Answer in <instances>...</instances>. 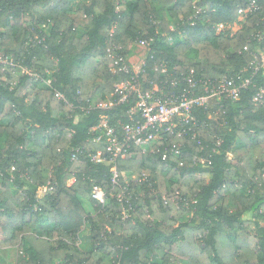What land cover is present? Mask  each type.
<instances>
[{
	"label": "trees",
	"instance_id": "1",
	"mask_svg": "<svg viewBox=\"0 0 264 264\" xmlns=\"http://www.w3.org/2000/svg\"><path fill=\"white\" fill-rule=\"evenodd\" d=\"M251 1L0 0V59L15 66L0 65V248L20 251L15 264H264V103L252 102L256 87L223 101L216 116L199 110L201 143L180 141L178 159L132 149L111 161L91 130L103 119L119 133L128 123V102L90 108L112 101L127 78L112 72L113 48L128 56L127 44L151 42L144 87L162 78L154 72L161 64L173 77L247 76L251 52L264 47V10L232 36L216 29L237 22ZM98 150L105 159L90 162ZM134 174L145 180L128 187ZM94 186L104 204L91 198ZM85 227L89 251L78 246Z\"/></svg>",
	"mask_w": 264,
	"mask_h": 264
},
{
	"label": "built area",
	"instance_id": "2",
	"mask_svg": "<svg viewBox=\"0 0 264 264\" xmlns=\"http://www.w3.org/2000/svg\"><path fill=\"white\" fill-rule=\"evenodd\" d=\"M264 10V4L258 5L253 0L245 9L238 10L237 22L245 21L246 17L252 13ZM242 23V24H243ZM46 28L45 26H43ZM150 41H136L137 47H149ZM117 49H112L110 55L113 59V70L115 73H122L127 78L114 86V96L112 101L93 103L90 108H110L128 102L130 108L127 111L128 123L121 125L120 133L110 126L106 119H103L91 130L98 133L93 140L94 143L102 145L110 160L124 158L132 149H137L142 154L149 151L161 154L163 159H178L182 155L183 147L180 141L194 142L200 145L201 133L206 126L198 120V111L208 112L209 118L218 115L223 108V101H237L242 90L253 86L256 89L252 97L253 103H264V84L257 87L254 79L260 75L264 77V47H257L251 52V60L245 73H237L231 77L221 76L217 79L196 78L193 71L188 74L180 73L173 77L167 65L161 64L154 69L156 74L162 78L158 81L149 82V86L144 87V82L139 78L142 66L137 67L134 61L128 56L118 54ZM0 65L5 69L15 67L9 60L0 59ZM48 88L50 80L42 82ZM59 99H64L56 92ZM215 105L216 110H211ZM170 140H176L170 144ZM168 142V143H167ZM82 151L77 148L72 152L71 159L74 161ZM90 162L99 164L105 159L103 151L88 155ZM112 184H117L116 169L111 168ZM144 175L128 179V187L136 183H143ZM91 198L99 204L105 202V192L94 186L91 190ZM123 193L118 196V200L123 199ZM127 215L124 214L123 217Z\"/></svg>",
	"mask_w": 264,
	"mask_h": 264
},
{
	"label": "rangeland",
	"instance_id": "3",
	"mask_svg": "<svg viewBox=\"0 0 264 264\" xmlns=\"http://www.w3.org/2000/svg\"><path fill=\"white\" fill-rule=\"evenodd\" d=\"M242 23L243 22L235 21V23L233 24L219 25L218 28L216 29V34L225 33L229 36H232L235 34V32L238 31ZM174 27H175L174 24H170L171 31L175 29ZM150 46H151V43H150ZM150 46L149 47H137L136 42L132 44L131 43L127 44L125 47V50L128 54V59L133 60L134 64L137 67H141V65L144 64L147 58V54L150 49ZM128 177L131 179L132 177H138V176L134 174V175H128ZM71 183H72V180L70 179L68 181V184H71ZM13 191L16 192V190H13ZM45 191L46 189H43V188L38 189L37 196L38 197L42 196V194ZM84 207L86 209V212H88V214H93V210L91 206L87 203V201L85 202ZM248 218H250V216H248ZM258 222L260 225L264 226V218L263 219L258 218ZM0 240H1V237H0ZM90 245L91 244H90L89 228L85 227V229L79 235L78 246L83 251H89ZM19 252L20 251H18L16 248H10V249L0 248V264H15L17 255L19 254Z\"/></svg>",
	"mask_w": 264,
	"mask_h": 264
}]
</instances>
